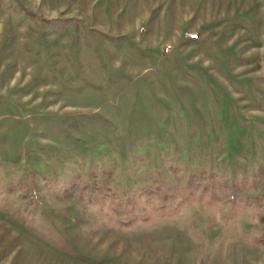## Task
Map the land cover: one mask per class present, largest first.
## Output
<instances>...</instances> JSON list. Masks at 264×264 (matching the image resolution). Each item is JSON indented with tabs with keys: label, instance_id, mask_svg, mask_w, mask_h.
<instances>
[{
	"label": "rangeland",
	"instance_id": "obj_1",
	"mask_svg": "<svg viewBox=\"0 0 264 264\" xmlns=\"http://www.w3.org/2000/svg\"><path fill=\"white\" fill-rule=\"evenodd\" d=\"M0 264H264V0H0Z\"/></svg>",
	"mask_w": 264,
	"mask_h": 264
},
{
	"label": "built area",
	"instance_id": "obj_2",
	"mask_svg": "<svg viewBox=\"0 0 264 264\" xmlns=\"http://www.w3.org/2000/svg\"><path fill=\"white\" fill-rule=\"evenodd\" d=\"M189 37H190L191 39H194V38L197 37V35L191 34V35H189Z\"/></svg>",
	"mask_w": 264,
	"mask_h": 264
}]
</instances>
